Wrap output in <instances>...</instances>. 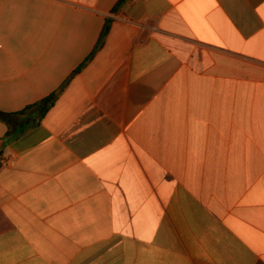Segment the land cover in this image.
Returning a JSON list of instances; mask_svg holds the SVG:
<instances>
[{"label":"crops","instance_id":"1","mask_svg":"<svg viewBox=\"0 0 264 264\" xmlns=\"http://www.w3.org/2000/svg\"><path fill=\"white\" fill-rule=\"evenodd\" d=\"M118 1L0 0V264H264V0Z\"/></svg>","mask_w":264,"mask_h":264},{"label":"trees","instance_id":"2","mask_svg":"<svg viewBox=\"0 0 264 264\" xmlns=\"http://www.w3.org/2000/svg\"><path fill=\"white\" fill-rule=\"evenodd\" d=\"M126 1L127 0H119L113 9V12H116ZM111 22V20L106 22L98 44L87 61L80 66L78 71H80L86 65V63L90 61L91 58L102 48L110 31ZM64 88L65 85L62 86V88L57 92L35 104L27 106L20 112L5 113L0 111V121L8 126V132L3 140L2 146L0 147V168L2 167V147H4L9 141L21 137L29 129L37 125L41 119L45 117L48 111L55 105Z\"/></svg>","mask_w":264,"mask_h":264}]
</instances>
